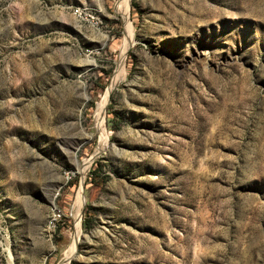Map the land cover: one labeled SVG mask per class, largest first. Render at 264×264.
Instances as JSON below:
<instances>
[{
	"label": "rangeland",
	"instance_id": "1",
	"mask_svg": "<svg viewBox=\"0 0 264 264\" xmlns=\"http://www.w3.org/2000/svg\"><path fill=\"white\" fill-rule=\"evenodd\" d=\"M118 3L0 0V264H264V0Z\"/></svg>",
	"mask_w": 264,
	"mask_h": 264
},
{
	"label": "bare ground",
	"instance_id": "2",
	"mask_svg": "<svg viewBox=\"0 0 264 264\" xmlns=\"http://www.w3.org/2000/svg\"><path fill=\"white\" fill-rule=\"evenodd\" d=\"M128 2H129V0H119V3H118L119 7H121L122 10H124V13L126 15L128 13ZM127 37H128V35H127ZM128 45H129V43H127V39H126L124 41V46H123L124 47V51L127 49ZM105 100H106V95L102 99V105H101V107L104 106ZM102 117H103V115L101 114L99 116V119L97 120V124H96L98 126L99 130L101 129V127L99 126V124L101 125V122L103 121ZM100 140H101L102 144L106 141V137H105V135L103 133L100 134ZM81 201H82L81 200V196H78L77 197V205H76L75 234H74V237H73V240H72L71 244L69 245V247L67 249V253H66L67 255H66V257H69L73 253V251L75 250L76 243H77V241L79 239L80 227H79L78 216H79V212H80L79 204H80Z\"/></svg>",
	"mask_w": 264,
	"mask_h": 264
}]
</instances>
